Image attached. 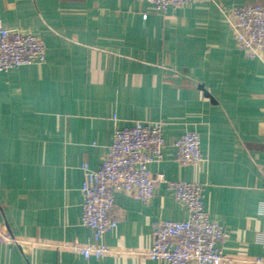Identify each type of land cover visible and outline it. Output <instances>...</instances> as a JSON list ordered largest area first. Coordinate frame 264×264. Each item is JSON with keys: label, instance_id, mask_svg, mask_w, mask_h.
<instances>
[{"label": "crops", "instance_id": "obj_1", "mask_svg": "<svg viewBox=\"0 0 264 264\" xmlns=\"http://www.w3.org/2000/svg\"><path fill=\"white\" fill-rule=\"evenodd\" d=\"M264 0H195L158 11L147 0H0L7 27L36 35L42 63L0 73V264H168L150 258L154 223L184 220L165 183L149 201L115 193L110 252L85 257L86 169L103 161L117 127L164 123L154 174L199 181L231 262L264 260V57L236 43L229 10ZM201 139L203 160L182 164L174 140Z\"/></svg>", "mask_w": 264, "mask_h": 264}, {"label": "built area", "instance_id": "obj_2", "mask_svg": "<svg viewBox=\"0 0 264 264\" xmlns=\"http://www.w3.org/2000/svg\"><path fill=\"white\" fill-rule=\"evenodd\" d=\"M147 1L158 11H166L170 6L178 7L195 0ZM229 16L239 49L248 57H264V5L256 2L232 6ZM46 52V45L36 35L7 27L0 20V73L21 65L42 63ZM173 145L182 164H199L204 158L201 139L195 131L180 135ZM164 148V123L161 121H136L114 130L103 161L97 169H86L81 187V218L92 231V241L73 243L72 248L87 258L107 255L111 249L103 237L118 224V217L113 214L115 193L124 191L149 201L155 195L156 186L165 183L186 207L188 217L155 222L153 241L146 254L168 264L231 262L221 247L226 237L225 229L210 217L205 208L203 184L168 179L162 173L151 171V163L162 161ZM14 241L16 237L0 224V242ZM254 262L264 264L261 258L254 259Z\"/></svg>", "mask_w": 264, "mask_h": 264}]
</instances>
